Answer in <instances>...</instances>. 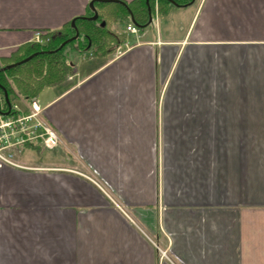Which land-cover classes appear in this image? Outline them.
Here are the masks:
<instances>
[{"label":"crops","instance_id":"crops-1","mask_svg":"<svg viewBox=\"0 0 264 264\" xmlns=\"http://www.w3.org/2000/svg\"><path fill=\"white\" fill-rule=\"evenodd\" d=\"M90 1L0 0V56ZM154 1L150 25L42 90L62 143L0 169V264H173L160 246L264 264V0H194L185 31Z\"/></svg>","mask_w":264,"mask_h":264},{"label":"trees","instance_id":"trees-1","mask_svg":"<svg viewBox=\"0 0 264 264\" xmlns=\"http://www.w3.org/2000/svg\"><path fill=\"white\" fill-rule=\"evenodd\" d=\"M180 4L189 3L191 0H175ZM152 16L156 11V2L149 0ZM132 11L135 20L140 25L148 22V8L146 0H132L127 2ZM168 0H157V10L160 14H165L168 7H172ZM98 12L97 20H88L83 16L90 17L93 11L87 8L83 16L76 17V27L79 31L77 40L67 43L64 47L56 50L64 41L75 35V29L71 21L66 23L57 32H48L49 40L45 44L26 43L20 46L9 57H1L4 66L23 60L33 53H38L32 59L18 66H15L5 73L0 72V83L6 88L9 98L15 95L12 86L6 79V76L13 82L14 87L21 93L23 99L31 101L38 97L39 93L45 87H54L63 82L67 75L76 66L73 55L79 52L81 55L86 53L90 56H104L115 50L117 46L123 43L126 38L125 27L131 22L128 9L115 2H95ZM143 28L140 27L139 29ZM4 92L0 89V96Z\"/></svg>","mask_w":264,"mask_h":264},{"label":"built area","instance_id":"built-area-1","mask_svg":"<svg viewBox=\"0 0 264 264\" xmlns=\"http://www.w3.org/2000/svg\"><path fill=\"white\" fill-rule=\"evenodd\" d=\"M138 30V27L132 22L127 26L129 32L137 33ZM48 40L49 37L44 32H36L34 42L45 44ZM0 100L1 111L6 112L7 105L4 101V95L0 96ZM26 105L27 110H21L17 104H12V109L8 115L0 112V169L5 166L26 168L20 159L25 150L32 144L38 143L45 148L54 149L62 143L58 132L52 128L46 117L45 108L40 107L36 100L29 101ZM88 178L104 192L117 209L135 223L124 204L120 203L95 177L88 176ZM159 251L166 258L165 252L167 251L164 252L160 249ZM169 260L172 262L171 259Z\"/></svg>","mask_w":264,"mask_h":264},{"label":"rangeland","instance_id":"rangeland-1","mask_svg":"<svg viewBox=\"0 0 264 264\" xmlns=\"http://www.w3.org/2000/svg\"><path fill=\"white\" fill-rule=\"evenodd\" d=\"M177 9V13H176V16H175V18H174V25L177 27V29L180 31V30H182V31H185V29H186V19H187V14H188V12H187V7H178V8H176ZM155 13H156V11H155ZM161 21H164V20H161ZM129 24V23H128ZM126 25V24H125ZM125 25L123 26V31H125V29H127V26L125 27ZM58 30H56V31H53V32H57ZM127 31V30H126ZM42 32H44L45 34L46 33H48V32H45V31H42ZM138 32H139V30H138ZM137 32V33H138ZM128 33H132V32H129V31H127L126 32V36L125 37H127V34ZM134 34H136V33H134ZM47 37H49V36H47ZM126 39V38H125ZM125 39H124V41H123V43L125 42ZM33 43H36V42H34L33 41ZM37 43H39V42H37ZM39 44H42V43H39ZM121 45V44H120ZM117 47H119V46H117ZM117 47L115 48V50L117 49ZM88 56H90V54H86V53H83L82 55L79 53V52H76L74 55H73V60H74V62H75V64H76V66H78L80 63H81V60L83 59V58H87ZM0 61H1V56H0ZM1 64H2V61H1ZM1 67H4V65L2 64V66ZM6 72V71H5ZM4 72V73H5ZM72 73H73V70L70 72V75H67V79H70V78H68V77H72ZM6 79L8 80V82L10 83V85L12 86V89L14 90V92H15V95L14 96H12V101L13 102H15L16 104H17V106H20V107H22L23 105H24V103H25V105L26 104H28L29 103V101H24V99H23V96L21 95V93L16 89V87H14V84H13V82L12 81H10V79L6 76ZM72 79V78H71ZM50 90H47V89H45L44 91H41L40 93H39V95H38V97L37 98H39L38 100H37V98H35V100L38 102V104L40 105V107H42L43 105H42V102L48 97V92H49ZM34 99H32L31 101H33ZM11 101V100H10ZM12 102V103H13ZM28 102V103H27ZM24 105V106H25ZM26 107H27V105H26ZM43 108V107H42ZM46 117H47V115H46ZM31 148L32 147H34V148H36V147H39V150H40V153L42 154L43 152H45V151H47L46 149H45V147L44 146H42L41 144H32L31 146H30ZM58 147V146H57ZM30 151H32V149L31 150H28V151H26V152H30ZM35 152L37 153V155H38V152L35 150ZM159 247V246H158ZM159 249L161 250V251H167V252H165V254H166V258H168V260L169 259H172V262H175V260H174V258H172L171 257V252L169 251V249H166V248H162L161 246L159 247ZM158 255H159V259L162 257V259H165L166 260V258L162 255V253L159 251L158 252ZM176 263H178V261L176 260Z\"/></svg>","mask_w":264,"mask_h":264},{"label":"water","instance_id":"water-1","mask_svg":"<svg viewBox=\"0 0 264 264\" xmlns=\"http://www.w3.org/2000/svg\"><path fill=\"white\" fill-rule=\"evenodd\" d=\"M170 1V3L174 6H180L179 3H177L175 0H168ZM95 2H115V3H120L122 5H124L127 9H128V12L130 14V20L132 23H134L137 27H146L148 25H150L153 21V16H152V12H151V7H150V3H149V0H146V4H147V8H148V15H149V19H148V22L145 24V25H140L134 18V15L132 13V11L130 10V8L128 7V4L127 2L123 1V0H91L90 3H89V7L91 8V10L93 11V15L90 16V17H86V16H83V18H86L88 20H97L98 18V12L96 10V7H95ZM194 2V0H191L189 3H186V4H183L182 6H187L189 4H192ZM71 25L72 27H74L75 29V35L72 36L71 38L67 39L66 41H64L56 50H51V51H47V52H53V51H57L59 49H61L62 47H64L67 43L71 42V41H74V40H77L78 37H79V31L76 27V18H74L71 22ZM38 53H33L31 55H29L28 57L24 58L23 60L21 61H18L16 63H12V64H9V65H6L4 67H0V72H5L15 66H18L22 63H25L27 62L28 60L32 59L34 56H36ZM0 89L4 92V101L7 105V111L6 112H3L1 111L0 109V112L8 115L12 109V102L10 101V98H9V94H8V91L6 90V88L0 83ZM0 106H1V100H0Z\"/></svg>","mask_w":264,"mask_h":264},{"label":"bare ground","instance_id":"bare-ground-1","mask_svg":"<svg viewBox=\"0 0 264 264\" xmlns=\"http://www.w3.org/2000/svg\"><path fill=\"white\" fill-rule=\"evenodd\" d=\"M151 240V239H150Z\"/></svg>","mask_w":264,"mask_h":264}]
</instances>
